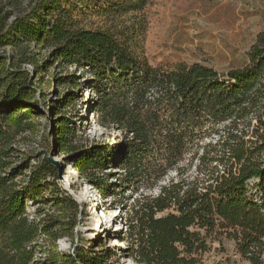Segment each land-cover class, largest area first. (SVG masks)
<instances>
[{
  "label": "trees",
  "instance_id": "obj_1",
  "mask_svg": "<svg viewBox=\"0 0 264 264\" xmlns=\"http://www.w3.org/2000/svg\"><path fill=\"white\" fill-rule=\"evenodd\" d=\"M115 2L110 6L120 16L142 12L149 0ZM75 7L71 0H0V264H32L43 235L54 242L69 235L54 231L42 207L30 218L27 202L52 203L62 212L76 204L48 158L32 164L35 157L17 147L19 138L39 130L49 94L29 67L44 83L51 66L64 73L53 74L58 97L48 112L55 115L57 145L80 177L103 199L117 197L114 187L120 188L121 208L141 181L159 186L155 195L136 197L126 213L121 240L129 259L204 264L212 242L225 250L224 241L233 240L242 259L264 264V33L242 68L219 72L183 63L165 69L135 49L144 23L88 29ZM82 86L93 92L87 99L76 91ZM81 97L100 125L122 134L120 143L77 140L78 115L65 112ZM93 252L76 250L77 259L63 260L106 264L116 256Z\"/></svg>",
  "mask_w": 264,
  "mask_h": 264
},
{
  "label": "rangeland",
  "instance_id": "obj_2",
  "mask_svg": "<svg viewBox=\"0 0 264 264\" xmlns=\"http://www.w3.org/2000/svg\"><path fill=\"white\" fill-rule=\"evenodd\" d=\"M22 1L25 5L28 0ZM71 1L77 7L75 18L82 27L88 29L127 26L132 30L144 23L145 31L135 38V49L143 53L153 66L165 69H172L183 63H200L219 72L242 68L250 63V53L259 35L264 33V0H149L142 12H129L120 16L115 14L110 5L121 0ZM46 53L44 52L43 58ZM29 69L36 78L37 87L49 94L46 105L41 104L43 115L37 118L39 130L19 138L17 147L22 153L35 157L32 164L37 163L38 157H52L59 162L62 171L57 182L76 204V207L71 206L62 212L52 203L34 205L27 202L31 219L35 218L36 209L42 207L45 219H50V223L56 225L54 231L61 235L69 234L56 242L43 235L36 246L32 264H72L63 258L73 256L77 259L75 251L83 249H93V253L109 249L116 256L108 258L106 264H128L131 259L125 255V243L121 240L126 233V213L136 197L139 198L145 193L155 195L159 192V186L150 189L145 180L141 181L136 186V193L127 200L124 208H121L118 198L123 195V191L118 187H114L117 197L108 196L103 199L90 183L80 177L68 155L57 145L54 134L55 115L52 116L48 110L51 101L58 97L57 92L53 93V74L62 75L64 71L51 66L47 73H42L45 78L42 83L41 75H37L32 67ZM73 70L71 68L69 71ZM87 78L88 75L80 81L84 82ZM60 90L66 92L67 87H60ZM76 91L86 99L89 94H93L83 86ZM36 97L40 100L41 94L38 93ZM84 98L81 97L80 101L68 107L65 112L69 117L78 115L74 118L77 140L82 143L88 141L109 144L111 147L120 143L122 134L117 129L100 125L97 116L92 113V105H87L88 101ZM20 161L21 158L16 163ZM54 166L59 174V168ZM174 174L172 172L171 176ZM116 177H120V174L117 173ZM64 179H68L67 185L64 184ZM113 181L116 183V178ZM167 181L168 178H165L162 184ZM129 193L125 194L126 197ZM57 221L62 223L56 224ZM224 249H220L218 240L212 242L210 251L204 256V264H250L237 254L233 240H225Z\"/></svg>",
  "mask_w": 264,
  "mask_h": 264
},
{
  "label": "water",
  "instance_id": "obj_3",
  "mask_svg": "<svg viewBox=\"0 0 264 264\" xmlns=\"http://www.w3.org/2000/svg\"><path fill=\"white\" fill-rule=\"evenodd\" d=\"M48 160H49L50 163L56 165V166L59 168V175H60V177H61V171H62V166H61V164H60L59 162L53 160L52 157H49Z\"/></svg>",
  "mask_w": 264,
  "mask_h": 264
},
{
  "label": "bare ground",
  "instance_id": "obj_4",
  "mask_svg": "<svg viewBox=\"0 0 264 264\" xmlns=\"http://www.w3.org/2000/svg\"><path fill=\"white\" fill-rule=\"evenodd\" d=\"M75 172H76V171H74V173H75ZM67 180H68V179H67ZM67 180H65V179L63 180V181H64V184H66V185L68 184V181H67ZM80 198H82V199H83V197H82V196H81ZM101 217H102V216H100V219H101ZM113 220H115V218H114ZM120 245H122V246H123V244H122V243H121ZM128 264H135V263H134V261L131 259V260H129V263H128Z\"/></svg>",
  "mask_w": 264,
  "mask_h": 264
}]
</instances>
